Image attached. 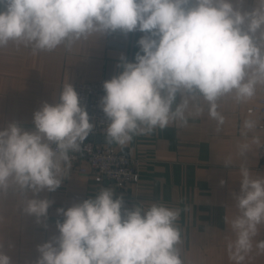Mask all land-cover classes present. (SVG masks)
Here are the masks:
<instances>
[{"label": "clouds", "instance_id": "9594fccd", "mask_svg": "<svg viewBox=\"0 0 264 264\" xmlns=\"http://www.w3.org/2000/svg\"><path fill=\"white\" fill-rule=\"evenodd\" d=\"M244 2L0 0V49L11 43L33 54L60 47L72 52L93 37L139 31L144 35L135 62L121 56L122 71L103 83L107 143L122 147L170 124L185 127L205 111L219 132L225 124L222 103L245 104L264 87V0H254L251 11L243 10ZM33 123L34 131L16 122L0 130V200L10 190L19 193L23 211L41 223L52 201L33 197L61 186L72 166L70 153L82 150L94 125L68 82L55 103L44 102L35 111ZM256 127L257 120L245 119L241 135L247 138ZM251 144L259 145V137ZM251 144L239 145L242 158ZM240 174L236 214L229 222L235 240L228 253L235 264L252 252L264 225V179L253 178L243 164ZM123 205L114 189L101 187L95 198L57 209L64 217L57 222L59 235L38 246L36 264H185L180 208L160 202L131 210ZM3 248L0 240V264H11ZM255 248L264 253V240Z\"/></svg>", "mask_w": 264, "mask_h": 264}, {"label": "crops", "instance_id": "0c3cea01", "mask_svg": "<svg viewBox=\"0 0 264 264\" xmlns=\"http://www.w3.org/2000/svg\"><path fill=\"white\" fill-rule=\"evenodd\" d=\"M242 7L251 11L254 0H245ZM0 8L4 10L3 5ZM143 35L137 31L125 36L117 31L97 41L93 37L76 45L72 52L60 47L53 52L33 54L30 48L11 43L0 49V130L16 122L25 131H34V113L42 103H55L66 82H105L118 75L122 71L117 67L121 56L135 62L140 50L137 42ZM259 97L260 87L245 104L223 102L220 111L225 124L219 132L215 130L216 122L205 111L189 118L185 127L170 124L151 135L134 136L125 146L110 144L139 161V181L117 187L112 182L96 180L91 174L69 171L54 192L45 191L33 197L52 201L41 223L23 211L21 195L10 190L0 200V240L11 264H36L38 246L59 235L57 222L62 223L64 217L58 215L57 209L67 210L95 198L101 187L114 189V198L122 197L125 209L141 204L148 207L153 202L180 208L177 223L182 232L180 247L185 264H235L228 253V244L235 240L229 222L236 214L234 194H239L241 188V165L248 167L253 178L264 179V170L258 168L259 130L256 128L247 138L241 135L243 121L254 119L246 109L256 105ZM179 99L178 96L177 103ZM253 136L259 137V145L251 144ZM244 142L251 144L246 158L239 155V145ZM229 159L231 165L225 166ZM261 240L264 225L259 226L253 250L243 264H264V253L255 248Z\"/></svg>", "mask_w": 264, "mask_h": 264}, {"label": "built area", "instance_id": "2783aa9c", "mask_svg": "<svg viewBox=\"0 0 264 264\" xmlns=\"http://www.w3.org/2000/svg\"><path fill=\"white\" fill-rule=\"evenodd\" d=\"M103 83L104 79H100L96 82L76 81L72 85L78 93L80 105L88 112L94 129L83 142L82 150L70 153L72 166L69 171L91 174L96 180L109 181L117 187L135 184L139 181V161L110 144L94 140L96 135H104L107 127V117L100 106L101 98L105 95ZM246 112H251L257 120L256 128L261 138L258 168L264 170V87H260L258 103L248 107Z\"/></svg>", "mask_w": 264, "mask_h": 264}, {"label": "water", "instance_id": "95a60500", "mask_svg": "<svg viewBox=\"0 0 264 264\" xmlns=\"http://www.w3.org/2000/svg\"><path fill=\"white\" fill-rule=\"evenodd\" d=\"M94 140H95L96 142L107 143L106 134H104V135H96V136L94 137ZM107 144H108V143H107Z\"/></svg>", "mask_w": 264, "mask_h": 264}]
</instances>
